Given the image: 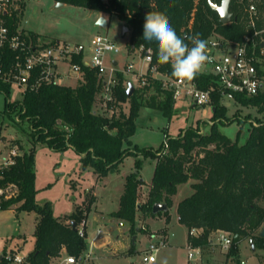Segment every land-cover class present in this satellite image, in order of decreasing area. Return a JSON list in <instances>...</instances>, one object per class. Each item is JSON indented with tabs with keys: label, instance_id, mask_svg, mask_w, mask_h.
<instances>
[{
	"label": "trees",
	"instance_id": "obj_1",
	"mask_svg": "<svg viewBox=\"0 0 264 264\" xmlns=\"http://www.w3.org/2000/svg\"><path fill=\"white\" fill-rule=\"evenodd\" d=\"M56 1L118 16L129 27L130 50L144 47L143 55L150 50V66L155 65L160 75L170 78H175L171 75V66L158 61L157 44L142 39L144 18L148 12H163L177 35L184 38L189 46L191 43L187 37L195 34L207 42L220 36L225 45L227 42L242 44L246 35H253L247 11L251 0H231L232 19L229 23L220 22L219 14L212 9L209 0ZM212 1L221 4L223 0ZM16 19L15 12L14 19L10 20L12 26ZM30 34L34 39L41 38L38 33ZM74 60L83 65L82 56ZM116 79V84L107 90L104 79L97 71L83 65V80L75 86L43 84L37 90L26 91L23 98L16 101L9 100L10 85L0 83V91L8 97L7 113L28 121L35 141L48 145L54 151L73 148L80 155L83 166L93 167L100 178L116 171L125 157L136 155V151L156 159L147 200L144 203L138 201L144 182L137 173L129 174L120 207L112 213L129 223L131 230L136 227L138 211L143 219L163 214L167 226L173 195L180 184L192 179V194L177 206L179 222L188 229L190 247L199 249L201 254L210 252L212 234L225 231L232 236L228 256L238 258L239 244L247 239L252 240L256 248H264V237L260 235L264 225V120L252 123L249 137L241 144L239 137L245 121L237 116L228 117V106L214 91L211 103V120L214 122L208 132L202 131L200 124L191 126L176 137H167L166 143L158 150L141 149L131 141L140 109L150 107L172 117L176 102L173 91L163 87L161 77L155 76L150 67L130 97L127 95L125 75L117 73ZM194 80L198 87L204 89L216 84L213 75L202 72ZM100 94L112 96L105 100V110L96 107ZM127 103L129 107L126 111L124 105ZM235 104L255 107L264 114V89L255 95L236 94ZM234 120L241 125L236 139L228 137L218 127L219 123H232ZM34 157L32 149L20 153L11 165L0 171V187L13 186L15 191L10 198L0 196V209L14 207L37 213L34 249L28 254L31 264H50L51 259L61 256L64 250L81 260L87 248V235L85 232L81 236L79 230L74 231L72 222L76 221L79 225L81 219L87 217L93 200L85 208H76L70 215L71 222L56 217L51 202L39 204L36 200ZM158 202L166 203L169 210L155 214L153 205ZM191 229L200 230V234L192 236L189 233ZM17 252L16 249L10 251L12 254ZM254 255L258 256L257 253ZM0 264H10L6 255H0ZM260 264H264V256Z\"/></svg>",
	"mask_w": 264,
	"mask_h": 264
},
{
	"label": "rangeland",
	"instance_id": "obj_2",
	"mask_svg": "<svg viewBox=\"0 0 264 264\" xmlns=\"http://www.w3.org/2000/svg\"><path fill=\"white\" fill-rule=\"evenodd\" d=\"M15 3L21 8L17 11L16 19L20 28L38 33L43 41L89 43L95 35L108 36L120 51L109 54L108 59H117L118 66L114 71H109L105 78L114 79L117 73L122 72L127 85L129 82L135 87L141 84L140 80L147 72L149 64L139 50H130L129 27L118 16L69 3L59 5L56 0H18ZM101 17L106 19V27L97 24ZM125 26L128 27L126 32ZM62 83L75 86L79 81L65 77ZM21 98L22 92L15 88L9 95L11 101ZM107 99V94H100L96 107L105 110ZM7 100V95L0 91V147L16 145L22 147L21 153L34 150L37 202H51L54 215L71 222L73 219L70 215L76 208H85L93 200L87 217L82 218L78 225L81 227L85 223L87 248L82 254V260L77 259L74 264H239L238 259L241 264H260L264 256L263 247H255L253 251L251 242L247 239L239 244L238 258H233L228 256L229 248L225 249L221 245L216 233L212 234L216 245L212 246L210 252L201 254L199 250L194 249V257L189 259L191 248L188 244V229L178 220L177 206L181 200L192 194V179L180 184L172 197L168 234L166 216L163 214L143 219L138 211L134 230L130 229L129 223L123 222L121 225L115 218L105 224L101 213L107 215L118 210L129 174L137 173L144 182L139 190L138 201L144 203L147 200L156 159L136 151V155L125 157L116 171L100 178L93 167L83 166L80 155L73 148L54 151L48 145L35 141L31 136V124L20 119L18 115L14 117L13 114L10 116L7 113ZM124 107L127 111L128 103ZM204 109L208 111L207 115L203 114ZM212 115L210 106L197 107L187 100L175 102L174 114L170 118L158 109L142 107L136 121V131L131 137L132 144L141 149L158 150L166 143L167 137H176L191 126L197 127L200 124V129L208 132L214 122L211 120ZM226 115L230 118L237 116L245 121L239 137L241 144L249 137L252 123L264 120V114L257 108L235 103L228 106ZM240 126L237 120L218 124L221 132L232 139L237 138ZM36 217L35 211H20L14 207L0 209V255H7L11 249L20 253L23 250L24 254H29L34 249ZM160 236L168 238L166 247L154 252L155 261L144 262L143 256L149 245L156 242ZM101 242L106 245L99 247ZM254 253L258 256H254ZM67 257V253L63 254L54 264H69L65 261Z\"/></svg>",
	"mask_w": 264,
	"mask_h": 264
},
{
	"label": "built area",
	"instance_id": "obj_3",
	"mask_svg": "<svg viewBox=\"0 0 264 264\" xmlns=\"http://www.w3.org/2000/svg\"><path fill=\"white\" fill-rule=\"evenodd\" d=\"M16 1L18 0H0V83L10 85L11 91L18 89L23 98L26 91L37 90L43 84L62 83L65 77L82 81L85 65L97 71L104 79L107 90L116 84V78L107 80L105 76L118 66L117 59H108L109 54L118 53L120 48L108 36L95 35L89 43L34 39L30 32L20 28L17 21L13 26L10 24L15 12L17 14V11L21 10ZM247 11L253 35H246L242 44L233 45L227 42L225 45L220 36H215L208 42L209 61L201 72L213 75L215 86L204 89L198 87L195 80H179L160 75L155 65L150 66L151 51L147 50L143 55L144 47L138 50L155 76L161 77L163 87L173 91L175 101L187 100L197 107H212V93L217 91L224 104L232 105L235 103L236 94L255 95L264 89V73L261 72L264 71V0H251ZM77 56H82L83 65L75 62ZM107 95L109 97V94ZM20 153V148L16 145L0 147V171L11 165ZM14 193L13 186L0 187V196L10 198ZM84 226L85 223L81 227L78 226L81 236L85 235ZM189 233L197 236L200 230L191 229ZM216 234L221 245L225 249L230 248L232 236L225 231H217ZM166 245L167 237L160 236L156 242L149 245L143 261H155L154 252ZM190 248L188 256L192 259V250L197 248ZM6 259L10 264H31L28 254L20 252H9ZM66 260L70 263L77 262L72 255Z\"/></svg>",
	"mask_w": 264,
	"mask_h": 264
},
{
	"label": "clouds",
	"instance_id": "obj_4",
	"mask_svg": "<svg viewBox=\"0 0 264 264\" xmlns=\"http://www.w3.org/2000/svg\"><path fill=\"white\" fill-rule=\"evenodd\" d=\"M150 7L152 5L150 4ZM142 39L157 44L158 61L170 64L171 75L179 80H194L209 61V47L199 34L185 39L178 36L168 17L160 11H150L145 15Z\"/></svg>",
	"mask_w": 264,
	"mask_h": 264
},
{
	"label": "water",
	"instance_id": "obj_5",
	"mask_svg": "<svg viewBox=\"0 0 264 264\" xmlns=\"http://www.w3.org/2000/svg\"><path fill=\"white\" fill-rule=\"evenodd\" d=\"M230 3L231 0H223L221 4H217L214 3L212 0H209V4L212 7L213 10L217 11L219 14V20L222 23H229L232 19V12L230 11ZM62 2H59V5H62ZM100 26L106 27L107 26V21L104 17H101L97 23ZM128 30V27L125 26L124 31L126 32ZM135 90V86L133 85L132 82L128 83V88H127V95L130 97L132 95V93ZM169 210V206L164 203V202H158L155 203L153 205V212L155 214L159 213V212H164V211H168ZM72 228L74 231L78 230V224L76 221L72 222ZM260 235L262 237H264V225L260 230ZM251 246H252V250H255V245L254 242L251 240Z\"/></svg>",
	"mask_w": 264,
	"mask_h": 264
},
{
	"label": "crops",
	"instance_id": "obj_6",
	"mask_svg": "<svg viewBox=\"0 0 264 264\" xmlns=\"http://www.w3.org/2000/svg\"><path fill=\"white\" fill-rule=\"evenodd\" d=\"M65 3H63L62 5H64ZM100 19V18H99ZM227 106H231V105H229V104H227ZM207 113H208V111L207 110H203V114L204 115H207ZM205 132V131H204ZM123 193V192H122ZM120 207V206H119ZM119 209V208H118ZM113 213V212H112ZM112 213L111 214H107V215H105V214H103V213H101V215H102V219L105 221V224L106 223H108V221H110L111 219H113V218H115V219H117L118 220V222L122 225V224H124L123 223V221H121L120 219H118V218H116V217H114V216H112ZM159 216V215H158ZM153 218H155V217H153ZM166 218V217H165ZM178 220H179V218H178ZM168 226V225H167ZM167 226H166V228H167ZM86 227H87V223H86ZM110 230H112V228H109ZM102 232V231H101ZM169 233V230H168V228H167V234ZM86 234H87V232H86ZM168 239V238H167ZM95 241H96V239H95ZM35 244V243H34ZM106 245V243L105 242H101V243H99L98 244V246L99 247H103V246H105ZM213 245H216L215 243H214V241H213ZM12 250V249H11ZM21 253L22 254H24L23 253V250H21ZM66 253V251L64 250L63 252H62V254H61V256L63 255V254H65ZM24 255H27V254H24ZM61 256H59V257H55V258H52L51 259V262H50V264H54L59 258H61ZM69 256V255H68ZM255 256V255H254ZM82 260V259H81ZM67 263H69V264H74V263H70V262H68L67 260H65ZM76 263V262H75ZM244 264H248V262H245Z\"/></svg>",
	"mask_w": 264,
	"mask_h": 264
}]
</instances>
